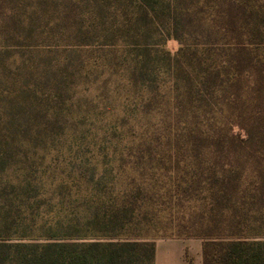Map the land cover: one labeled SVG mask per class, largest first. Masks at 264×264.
I'll use <instances>...</instances> for the list:
<instances>
[{"label":"trees","instance_id":"trees-1","mask_svg":"<svg viewBox=\"0 0 264 264\" xmlns=\"http://www.w3.org/2000/svg\"><path fill=\"white\" fill-rule=\"evenodd\" d=\"M80 2L83 43L123 49L130 144L35 159L61 127L14 99L42 125L0 142V264H154L160 233L201 240L202 264H264V0Z\"/></svg>","mask_w":264,"mask_h":264},{"label":"rangeland","instance_id":"rangeland-1","mask_svg":"<svg viewBox=\"0 0 264 264\" xmlns=\"http://www.w3.org/2000/svg\"><path fill=\"white\" fill-rule=\"evenodd\" d=\"M91 23V14L80 0H0V142L19 120L23 127L42 125L25 120L27 116L14 103L25 99L38 102V107L31 102L34 107L28 112L24 102V112H48L61 127L47 137V150L40 149L35 159L93 158L99 147H108L110 154L116 141H121L118 149L129 146L127 127L117 121L126 95L133 93L115 87L126 76L123 49L83 43ZM165 49L174 54L178 44L167 40ZM70 144L73 150L66 152ZM55 146L65 150L48 151ZM156 239L201 241L175 233H160Z\"/></svg>","mask_w":264,"mask_h":264},{"label":"crops","instance_id":"crops-1","mask_svg":"<svg viewBox=\"0 0 264 264\" xmlns=\"http://www.w3.org/2000/svg\"><path fill=\"white\" fill-rule=\"evenodd\" d=\"M201 246L197 240L158 239L154 264H202Z\"/></svg>","mask_w":264,"mask_h":264}]
</instances>
